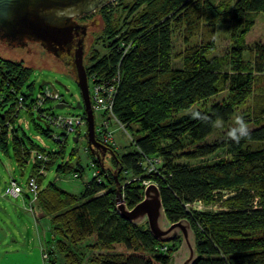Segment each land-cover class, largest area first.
Wrapping results in <instances>:
<instances>
[{
    "label": "trees",
    "instance_id": "16d2710c",
    "mask_svg": "<svg viewBox=\"0 0 264 264\" xmlns=\"http://www.w3.org/2000/svg\"><path fill=\"white\" fill-rule=\"evenodd\" d=\"M114 3L98 9L104 26L94 45L100 44L104 53L90 46L84 67L87 78L95 76L105 86L118 77L112 114L121 124L117 130L129 132L134 149L120 155L108 147L112 154L106 153L99 162L86 142V154L98 175L83 182L79 194L56 183L58 177L70 175L82 179L84 168L75 149L69 158L64 156L65 144L53 152L42 149L18 124L24 110L33 129L50 136L51 128L41 126L40 116L33 112L35 97L44 86L35 92L28 82L32 69L0 57V149L8 154L10 145L20 168L32 158L30 176L36 177L37 194L25 197L29 211H40L48 219L52 245L47 248H54L49 262L85 264L86 252H91L88 264H171L179 237L159 243L147 224L132 225L116 212L118 191L132 208L142 200L145 183H154L167 219L171 223L185 219L191 225L197 253L192 264H264V46L244 44L254 17L262 14L264 22V0H231L223 10L211 0ZM221 26L231 41L223 59L213 55ZM175 34L183 45L177 55ZM178 57L181 66L174 67L172 61ZM69 71L75 77L74 62ZM222 92L226 95L221 102L192 111L194 105ZM19 97L23 110L16 109ZM194 112L204 119L193 118ZM234 115L248 128L238 143L228 137L235 122L227 124ZM216 118L223 120L226 133L221 140L206 143L216 129L211 124ZM80 138L78 134L77 143ZM219 150L225 156L212 163H177ZM35 152L47 154L48 161L37 160ZM153 157L160 165L148 171L142 162ZM41 167L46 172L55 168L56 179L45 186ZM128 173L134 176L131 181L124 178ZM198 202H219L221 209L190 208Z\"/></svg>",
    "mask_w": 264,
    "mask_h": 264
},
{
    "label": "rangeland",
    "instance_id": "374dc122",
    "mask_svg": "<svg viewBox=\"0 0 264 264\" xmlns=\"http://www.w3.org/2000/svg\"><path fill=\"white\" fill-rule=\"evenodd\" d=\"M214 3H218L223 10L231 6V0H211ZM115 5L114 1L109 3ZM86 23H91V26H87V34L84 42V54L85 58L83 59V64L87 66L88 61V52L89 47H96L101 53L102 51L100 44H95L96 37L99 36L103 29V22L100 16L99 10H95L91 14L87 15ZM244 44L247 47H253L256 44L264 46V22L263 15H256L253 19V26L246 33L244 37ZM231 41L228 37L223 26L218 28V33L216 34L215 41V50L213 55L217 56L219 59L226 58V53L231 47ZM183 45L181 43V38L175 34L173 38V53L174 55L179 54L182 51ZM0 57L12 61H21L24 65L32 69V74L29 78V83L34 84L35 92H37L39 85L42 82H53L56 83V90L61 95V100H64L69 107H64L62 109H56L55 106L59 101L51 100L47 101L42 105V110L47 114H54L57 116H70L83 114V110L77 109L75 106L78 102L81 101L80 91L78 85L75 81V78L70 74V72L65 71L60 63L56 62L54 59H50L45 55V51L33 47L30 54H24L23 52H15L12 49H9L6 46L0 45ZM174 67L181 66V59L175 58L172 61ZM88 87L91 89V82H88ZM264 90V86H261ZM225 93H219L217 96L208 99L203 103H198L193 106L192 111L195 109L206 110L209 105L215 102H221L225 98ZM240 113V110L236 112V115ZM37 113L34 112V117ZM231 119L227 127L233 126L235 122V117ZM19 118L22 120V128L25 130V133L28 137L32 138L37 146L44 148L47 151L53 152L58 150V144H56L49 137L40 135L41 144L35 140L36 135H39L35 129L32 127L31 119L28 113L24 110L20 113ZM95 123L98 124L100 121L99 114L94 113ZM41 126H45L43 121H40ZM226 125H223L222 128H217L206 140V143H213L221 140L224 137L226 130ZM249 128H252L250 126ZM112 130L114 131V141L116 142V150L119 154H124L134 149L132 140L130 138L129 132H125L124 129L119 128L113 125ZM61 129L53 128V133L61 134ZM79 134H81L80 141L78 143L73 142L75 133H66L67 141L65 143L64 156L69 158L72 154V150L75 149V155L81 166L84 168V173L82 179H71L70 177L58 178L56 179L55 168L52 167L51 170L47 171L42 186H45L47 183L54 181L59 187L66 190L72 194H79L83 191V182L91 179L93 168L90 165L89 157L86 154V142L84 135L86 134V128L82 127L79 129ZM225 153L223 151H217L215 154L210 155L205 158L197 160H185L181 159L177 161L178 164L186 165H197L199 163H212L224 157ZM105 163L110 165L108 157L105 158ZM32 165V158L29 159V162L25 164L23 168L17 166L16 162L12 156V147L8 146V154H5L3 150L0 149V264H51L48 259H43L42 251H46L48 254L51 249L47 248L52 245L51 235L49 233L48 219L43 218L40 221L36 218L37 212L32 213L29 211V202L25 196H30L27 190V181L30 176V168ZM160 163L157 165L159 166ZM134 176L130 173L125 174L124 178L126 181H131ZM11 181H15L22 189V194L19 197L13 198L10 196H5V189L9 186ZM147 183H145L146 185ZM32 200V197L31 199ZM220 203H212L211 205H204L197 203L192 204L190 208L196 209L197 211H211L215 212L221 209ZM37 220V221H36ZM40 223V224H38ZM46 232V233H45ZM49 251V252H48ZM51 256V255H50ZM91 252H86L85 264H88L89 257ZM60 260V258H59ZM59 263V262H58Z\"/></svg>",
    "mask_w": 264,
    "mask_h": 264
},
{
    "label": "water",
    "instance_id": "95a60500",
    "mask_svg": "<svg viewBox=\"0 0 264 264\" xmlns=\"http://www.w3.org/2000/svg\"><path fill=\"white\" fill-rule=\"evenodd\" d=\"M115 0H0V45L15 52L30 54L35 46L45 50V55L54 59L69 71L59 54L67 45L78 38L73 54L75 66V81L78 85L81 103L76 108L83 110L86 115V136L88 149L100 162L106 153L112 154L95 139L94 119L90 107L87 76L83 64L85 29L79 26L73 18L91 14L95 10ZM90 25L91 23H86ZM28 42L37 44L25 45ZM42 49V50H43ZM54 91L56 83L42 82ZM69 107L62 100L55 108ZM77 143L78 136L73 139ZM116 212L119 217L132 225L147 224L148 230L159 243H169L175 238L181 239L179 248L171 255V264H192L197 259L195 250V236L190 223L181 219L171 223L164 212L159 188L154 183L145 185L143 197L132 208H128L123 201L120 191L116 194Z\"/></svg>",
    "mask_w": 264,
    "mask_h": 264
},
{
    "label": "built area",
    "instance_id": "2783aa9c",
    "mask_svg": "<svg viewBox=\"0 0 264 264\" xmlns=\"http://www.w3.org/2000/svg\"><path fill=\"white\" fill-rule=\"evenodd\" d=\"M89 81L92 85L91 89L88 87V92L93 119L95 112H97L100 117L98 124H96L94 120V130L95 134H97V139L96 137L95 139L99 144L106 148L111 147L116 149L117 145L114 141V131L112 130V126L116 125L121 127V124L113 116L112 108L118 87V77H113L108 86L97 82L95 76L87 78V84ZM61 98L62 97L58 91H54L50 86L45 85L44 90L36 95V101L33 107V112H36L37 116H40L41 121H43L48 128H51L52 132H50L49 139H52L56 144H58V146H62L66 143L68 133H75L74 137L78 136L80 133L79 129L82 127L86 128L87 126L85 113L70 116H57L54 114H47L44 112V110H42V105L47 101L56 100L60 103L62 101ZM22 100V97L18 98V105L16 107L17 110H23V106L21 105ZM22 123V120L19 118L18 124ZM53 128L61 129V134L53 133ZM35 140L40 143V135H36ZM41 148L45 149L42 145ZM34 156L37 160L43 163L48 161L47 154L35 152ZM159 163L160 159L157 157L145 158V160L142 162L148 171L155 170ZM39 174L45 176L46 171L43 167L40 168ZM97 175L98 171L95 170L92 173V176L96 177ZM75 178L76 175H73V179ZM99 180L100 178H98V181ZM37 188L36 177L30 176L27 181V190L29 194L33 196V198H35L37 194ZM21 194L22 189L15 181H11L9 186L5 189V196L16 198ZM197 204L200 205L201 203L198 202ZM42 257L44 260L48 259V253L46 251H42Z\"/></svg>",
    "mask_w": 264,
    "mask_h": 264
},
{
    "label": "clouds",
    "instance_id": "9594fccd",
    "mask_svg": "<svg viewBox=\"0 0 264 264\" xmlns=\"http://www.w3.org/2000/svg\"><path fill=\"white\" fill-rule=\"evenodd\" d=\"M88 85V84H87ZM45 86V85H44ZM193 118L204 119L201 113L194 112ZM212 126L217 128L223 127V120L221 118H216L211 121ZM248 134L247 124L242 117H237L235 121V127H233L228 133V137L231 141L238 143L242 138H244Z\"/></svg>",
    "mask_w": 264,
    "mask_h": 264
},
{
    "label": "flooded vegetation",
    "instance_id": "af4514ba",
    "mask_svg": "<svg viewBox=\"0 0 264 264\" xmlns=\"http://www.w3.org/2000/svg\"><path fill=\"white\" fill-rule=\"evenodd\" d=\"M73 20L79 25L81 26L82 28H84L86 31H85V36L83 37V41L85 42V37H86V34H87V25H86V18L83 16V17H79V18H73ZM37 44L40 46V44L38 43H34V42H28L25 47H28L30 44ZM77 43H78V38L74 39V42H72L71 44L67 45V47L64 49L63 52H61L59 54V59H61L64 64L68 67L71 66V64L73 63L72 62V59H73V54H74V50L77 46ZM41 47V46H40ZM42 48V47H41ZM43 49V48H42ZM44 50V49H43ZM45 51V50H44Z\"/></svg>",
    "mask_w": 264,
    "mask_h": 264
},
{
    "label": "crops",
    "instance_id": "0c3cea01",
    "mask_svg": "<svg viewBox=\"0 0 264 264\" xmlns=\"http://www.w3.org/2000/svg\"><path fill=\"white\" fill-rule=\"evenodd\" d=\"M36 218L40 221V223H41V221L43 220V218L45 219V217L42 215V213L40 212V211H37V215H36ZM37 221V220H36ZM48 221V220H47ZM40 223H38V224H40ZM46 233V232H45ZM57 262H59L60 263V261L59 260H57Z\"/></svg>",
    "mask_w": 264,
    "mask_h": 264
}]
</instances>
